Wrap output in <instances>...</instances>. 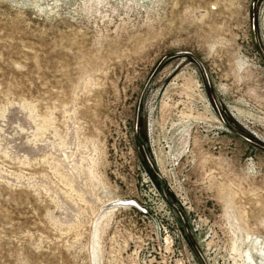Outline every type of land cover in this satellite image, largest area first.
I'll use <instances>...</instances> for the list:
<instances>
[{
    "label": "rangeland",
    "instance_id": "1",
    "mask_svg": "<svg viewBox=\"0 0 264 264\" xmlns=\"http://www.w3.org/2000/svg\"><path fill=\"white\" fill-rule=\"evenodd\" d=\"M258 241L264 0H0V264H249Z\"/></svg>",
    "mask_w": 264,
    "mask_h": 264
},
{
    "label": "bare ground",
    "instance_id": "2",
    "mask_svg": "<svg viewBox=\"0 0 264 264\" xmlns=\"http://www.w3.org/2000/svg\"><path fill=\"white\" fill-rule=\"evenodd\" d=\"M117 203H119V202L113 203V201L110 200L108 202V204H110V206H108V204H106L105 206H107V208H103L102 214L106 215V213L110 212V210H112L114 207H116L115 205H118ZM127 204L130 205L131 203H129V201H127L126 203L125 202L123 203V205H127ZM135 206L139 207V209L141 208L140 210H142V208H143L137 202H136ZM255 253L260 256L259 259L254 258V256L251 255L250 252L246 254L245 257H246V260H248V263L249 264H264V245H262L259 241L256 242Z\"/></svg>",
    "mask_w": 264,
    "mask_h": 264
},
{
    "label": "water",
    "instance_id": "3",
    "mask_svg": "<svg viewBox=\"0 0 264 264\" xmlns=\"http://www.w3.org/2000/svg\"><path fill=\"white\" fill-rule=\"evenodd\" d=\"M127 201H129V203L136 205V202L133 199H127Z\"/></svg>",
    "mask_w": 264,
    "mask_h": 264
}]
</instances>
